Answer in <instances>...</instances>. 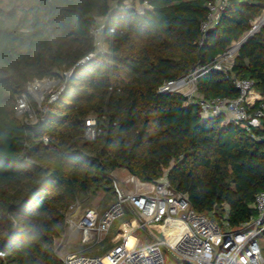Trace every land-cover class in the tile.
Returning <instances> with one entry per match:
<instances>
[{
    "label": "trees",
    "instance_id": "obj_1",
    "mask_svg": "<svg viewBox=\"0 0 264 264\" xmlns=\"http://www.w3.org/2000/svg\"><path fill=\"white\" fill-rule=\"evenodd\" d=\"M210 1L0 0V264H62L56 241L69 206L101 189L115 197L111 175L120 169L147 182L166 177L193 209L219 223L227 206L230 228L257 215L264 118L249 132L222 115L203 117L181 92L158 91L212 64L264 13V0H229L217 25L203 32ZM101 25L103 51L92 32ZM46 77L64 89L39 106L27 85ZM235 78L254 81L263 100L251 110L261 108L264 26L239 48L231 71L199 77L198 93L236 98ZM22 94L35 121L16 114ZM92 116L98 134L88 140Z\"/></svg>",
    "mask_w": 264,
    "mask_h": 264
},
{
    "label": "built area",
    "instance_id": "obj_2",
    "mask_svg": "<svg viewBox=\"0 0 264 264\" xmlns=\"http://www.w3.org/2000/svg\"><path fill=\"white\" fill-rule=\"evenodd\" d=\"M228 1L211 0L208 3V16L201 25L203 32L217 25ZM144 3L149 5V0ZM102 29L101 25L94 27L92 31L95 45L100 51L106 48ZM240 40L219 54L212 64L197 65L182 77L165 81L158 91L185 94L189 100L200 106L201 114L205 118L222 115L224 122H235L249 132L260 128L264 118V103L255 111L251 109L263 100V96L255 89L252 79H234V84L240 91L236 98H208L198 93V79L202 74L211 69L225 73L232 70ZM95 54L90 53L83 61ZM64 74L69 75L70 72ZM53 83L60 84L57 93L51 95V100H54L64 89L57 77L34 79L27 85L28 94H40ZM185 88H188L187 92L183 91ZM31 111L33 107L28 95L18 96L16 114L32 116ZM97 134L96 118H88L86 139L95 140ZM251 134L256 137L254 133ZM134 181L136 185L137 180ZM112 183L115 197L103 212H99L96 207H86L77 200L69 206L66 221L72 236L80 235L84 244L94 245L103 241L112 225L128 214L130 218L122 222L116 235L117 243L104 254L91 255L85 251L68 253L62 257V264H166L164 250L172 255L176 264H264V247L261 243V236L264 234V190L255 195L253 206L257 215L242 223L239 228L233 229L229 227L227 206L219 223L213 214L200 213L193 209L188 196L176 191L166 177L154 182L150 190L137 186L133 190L124 189L116 178H112ZM155 224L167 232L166 238L153 231L151 226ZM143 231H147L146 237L150 238L147 243H141ZM131 237L134 240L129 244Z\"/></svg>",
    "mask_w": 264,
    "mask_h": 264
},
{
    "label": "rangeland",
    "instance_id": "obj_3",
    "mask_svg": "<svg viewBox=\"0 0 264 264\" xmlns=\"http://www.w3.org/2000/svg\"><path fill=\"white\" fill-rule=\"evenodd\" d=\"M127 4H132V3H136L138 7H141V3L140 0H125ZM263 17V14L258 17L253 24H255L256 21L260 20ZM103 19L100 18V22H102ZM104 42V41H103ZM106 45L104 44V47ZM58 88H60V84L58 83H53L51 85H48L47 87H45L42 91V93L40 94H36V93H30L31 99H33L39 106L43 105L44 101L46 100L48 95H52V94H56ZM184 92L188 91V88L183 89ZM32 112V116L30 115V119L32 121L36 120V114L34 111ZM23 116V115H21ZM90 118H93L90 117ZM95 118V117H94ZM111 178H113V176L111 175ZM116 178V176H115ZM136 180V179H134ZM132 179V177H128V179H125L123 182L120 181L117 178V181L120 185H122V187L124 189H128V190H133L136 189V185L135 182ZM113 185V184H112ZM113 190H114V186H113ZM114 200V195L112 193V191L108 192L104 189L99 190L98 192H96L95 194H91L88 195L86 197H83L80 199V201L86 206V207H93V206H98L100 209L106 207L108 204H110L112 201ZM130 216L127 214L125 217L117 220L111 227L110 232L106 235V238L101 241L100 243L94 244V245H86L82 242L81 240V236H76V235H71L69 229L68 233L64 234L61 238H58L56 241V251L58 253V255L62 258L64 257L66 254L68 253H73V252H81V251H85L88 252V254L91 255H99L102 254L104 252V250L108 247H113L118 239H116V234L115 232L119 231V229L121 228V224L125 219H129ZM151 228L153 229V231H155L157 233V235L166 238L167 236V232L165 230H162V228L158 225H152ZM146 232L147 231H143L141 233V243H147L148 241H150L149 237H146ZM261 243L264 247V234L261 236ZM166 259H167V263L166 264H176L175 260L173 259L172 255L167 252L166 250H164Z\"/></svg>",
    "mask_w": 264,
    "mask_h": 264
},
{
    "label": "crops",
    "instance_id": "obj_4",
    "mask_svg": "<svg viewBox=\"0 0 264 264\" xmlns=\"http://www.w3.org/2000/svg\"><path fill=\"white\" fill-rule=\"evenodd\" d=\"M112 176H113V178H115V176H116V179L118 178L120 181H124L125 179H128V177H134L133 175H131L127 170H125V169H120V170H116V171H114L113 173H112ZM136 180H137V184H136V186L138 187V188H140V189H143V190H145V189H147V190H150L152 187H153V183L154 182H147V181H142V180H140V179H138L137 177H134ZM109 205V204H108ZM107 205V206H108ZM106 206V207H107ZM93 207H96V208H98V210H99V212H103L105 209H106V207H104V208H99L98 206H93ZM68 229V228H67ZM66 229V234L68 233V230ZM120 230V229H119ZM117 233H118V231L117 232H115V234L117 235ZM117 239V238H116Z\"/></svg>",
    "mask_w": 264,
    "mask_h": 264
},
{
    "label": "water",
    "instance_id": "obj_5",
    "mask_svg": "<svg viewBox=\"0 0 264 264\" xmlns=\"http://www.w3.org/2000/svg\"><path fill=\"white\" fill-rule=\"evenodd\" d=\"M262 26H264V17L257 24H253L252 29L241 38L239 46L241 47L244 43H246L252 37V35Z\"/></svg>",
    "mask_w": 264,
    "mask_h": 264
},
{
    "label": "bare ground",
    "instance_id": "obj_6",
    "mask_svg": "<svg viewBox=\"0 0 264 264\" xmlns=\"http://www.w3.org/2000/svg\"><path fill=\"white\" fill-rule=\"evenodd\" d=\"M262 18H263V17H262ZM262 18H261L260 20L256 21L255 23L257 24L258 22H260V21L262 20ZM133 240H134V238L131 237V238H130V241H129V244H132Z\"/></svg>",
    "mask_w": 264,
    "mask_h": 264
}]
</instances>
